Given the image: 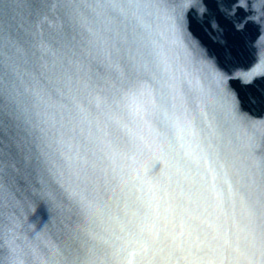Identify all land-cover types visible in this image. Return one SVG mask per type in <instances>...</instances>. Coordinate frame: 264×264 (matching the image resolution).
<instances>
[{"label":"snow or ice","instance_id":"1","mask_svg":"<svg viewBox=\"0 0 264 264\" xmlns=\"http://www.w3.org/2000/svg\"><path fill=\"white\" fill-rule=\"evenodd\" d=\"M202 3L201 16L212 28L217 27L214 8L231 17L235 9L249 7L248 0H202ZM259 3L264 9V0ZM192 7L188 0L185 8ZM57 10L63 12L75 35L60 49L41 44L39 56L36 53L30 56L23 42L29 18L46 20V12ZM161 16L166 19L173 44L179 38L187 41L192 52L203 54L198 42L187 32L183 12H177L173 0H55L52 3L0 0V237L21 239L17 235L20 228L17 213L21 209L18 165L37 168L46 165L63 195L87 214L91 209L79 185L91 186L97 176L106 181L112 173L97 171L95 162H90L87 155L81 156L79 147L73 154L71 145H66L63 130L83 132L88 128L84 150L95 155L107 146L101 136L91 132L93 125L98 127L96 114L101 108L110 120L127 116L143 120L149 128L155 127L152 121L155 112L162 147L166 146L170 158L160 176L137 178L155 200L145 213L149 221L145 225L148 238L164 244L167 257L150 259L147 264H257L254 251H241L239 240L233 241L221 224L202 218L204 213L214 214L219 221L221 216L228 215L225 186L233 209L238 201L247 210L250 221L258 213L259 233L252 229L251 236L254 246L258 242L259 264H264V159L257 161L251 151L239 155L225 153L218 142L221 138L203 108L199 111L208 123L209 135L206 144L201 139L195 121L183 107L177 73L185 77L187 73L153 35L149 20H159ZM259 18L264 19V10ZM113 57L123 58L129 73H121L124 85L121 89L110 97H102L88 66L93 60L110 61ZM189 82L203 99L214 100L207 96L198 78ZM227 116L233 130L242 131L246 124L254 123L238 112L235 101L229 106ZM185 133L195 147L181 144L182 152L177 155L175 141L183 140ZM56 153L62 164L53 160ZM88 168L92 169L91 174ZM192 168L201 177L203 213L198 211L200 204L191 207V198L187 202L180 200L172 188L173 176L179 177ZM119 180L117 169L114 182ZM176 183L179 187L178 180ZM43 197L58 209L50 192L45 191ZM209 208L212 212H208ZM72 239L69 232L68 241L61 247L46 233L33 232L31 237H23L22 245H14L10 251L0 248V264H26L25 257L39 264L44 256L48 264H93L91 254L74 247ZM142 251L147 255V246ZM241 256L245 257L243 261Z\"/></svg>","mask_w":264,"mask_h":264},{"label":"water","instance_id":"2","mask_svg":"<svg viewBox=\"0 0 264 264\" xmlns=\"http://www.w3.org/2000/svg\"><path fill=\"white\" fill-rule=\"evenodd\" d=\"M52 2L55 0H49ZM191 2L194 7L185 8L188 0H173L177 12H183L187 32L203 49L202 55L192 52L185 40L178 38L173 44L163 16L159 20H149L155 39L187 73V77L177 73L184 97L183 107L195 121L205 144L209 127L200 108L208 113V120L221 138L218 142L225 153L239 155L251 151L257 161L264 159V19L259 18L264 9H261L259 0H248L249 7L235 9V15L231 17L214 8L217 27L212 28L201 16L202 0ZM45 15L46 20L43 17L29 18L23 42L30 56L32 53L39 56L41 44L60 49L75 35L61 10L48 11ZM238 24L242 26L237 27ZM88 71L101 89L100 95L110 97L124 86L121 73L128 74L129 68L123 58L113 57L110 61H91ZM197 78L207 96L214 97V100L203 99L199 90L189 82ZM233 101L238 112L254 122L246 124L242 131L233 130L227 116ZM96 119L98 127L93 125L91 132L101 136L107 146L95 155L84 150L88 128L83 132L79 129L76 132L63 130L66 145H71L73 154L79 147L81 156L87 155L90 162H95L97 171L106 175L112 173L106 181L97 176L93 185H79L85 191L91 210L86 214L73 205L48 174L46 165L39 168L18 165L21 168L18 176L21 207L39 226L62 242L68 241L71 232L73 246L90 253L102 264H147L153 258H166L165 245L148 238L145 225L149 221L145 219V213L155 200L147 186L137 178L160 176L165 171L166 160L170 158L165 151L166 146L162 147L158 114H152L153 128L146 127L143 120L127 116L110 120L103 108L96 114ZM175 144L177 155L182 152L181 144L195 147L186 133L183 140L177 138ZM53 160L63 163L58 153L53 155ZM117 169L118 183L114 182ZM87 171L92 173L91 168ZM200 172H203V165ZM200 184L201 177L192 168L179 177L173 176L172 188L180 200L187 202L191 198V207L196 208L200 204L198 211L203 213L205 204ZM180 188L183 189L182 194ZM45 191L51 193L59 210L43 197ZM224 199L227 216H221L217 221L214 214L208 216L204 213L202 218L221 224L230 232L233 241L239 240L241 251L255 252L253 259L259 264L258 242L254 246L251 236L252 229L259 233L258 213L257 218L250 221L247 210L238 201L233 209L226 186ZM208 212L212 209L209 208ZM145 246L147 255L142 251ZM240 259L243 261L245 257Z\"/></svg>","mask_w":264,"mask_h":264}]
</instances>
